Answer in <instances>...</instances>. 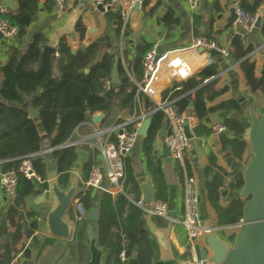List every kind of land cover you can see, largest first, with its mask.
I'll return each mask as SVG.
<instances>
[{
	"label": "trees",
	"instance_id": "trees-1",
	"mask_svg": "<svg viewBox=\"0 0 264 264\" xmlns=\"http://www.w3.org/2000/svg\"><path fill=\"white\" fill-rule=\"evenodd\" d=\"M40 3L41 0H18L17 10L9 13L8 18L18 28L20 39L26 38V30L37 18ZM263 4L264 0H256L252 5H249L247 0H243L244 10L250 15H253ZM54 5L55 2L52 0V7ZM119 19L123 23L120 17ZM201 21V18H195L196 25H199ZM163 22L168 29L179 24L171 11L165 15ZM77 30L83 37L85 28L81 23L78 24ZM206 39L214 41L210 37ZM44 44L45 38L37 34L25 48L9 46L7 62L0 69L2 75L0 167L3 173L15 171L18 175L17 194L10 211L11 216L15 218L18 215V209L24 207L25 199L39 193L36 190L35 181L25 178L18 171L23 157L39 153L45 149L46 145L49 148H56L52 154L61 174V183H65L70 166L77 157V147H60L72 138L75 129L85 122L88 116L102 112L108 117L114 108L129 114L135 111L149 113L156 108L153 100L143 93H138L135 82L131 80L121 61L119 64L121 83L118 85L110 83L114 49L108 36L101 37L87 47H80L75 53L66 39L62 38L56 48L59 57L44 56ZM231 46L233 48L231 56L235 62L240 63L251 92L260 91L264 94V71L259 74L256 64L246 58L249 51L244 49L240 36L232 39ZM152 49L151 46L138 47L136 57L129 65V69H132L138 80L142 77L141 68L144 57ZM55 65L58 66L57 77L53 75ZM216 75H218L217 66L210 64L188 78L175 82L174 92L170 98L176 99L180 113L186 111L192 103V111L201 122L209 121L208 117L211 114H219L221 125L230 134V137H227L221 133V143L225 149L230 147L233 156L242 161L248 147V142L244 139L246 129L239 120L229 117L234 112L243 115L241 106L237 101L230 100L208 108L203 95L201 85L205 80ZM24 97L33 98L31 107L39 111V117L36 119H39L42 131L39 130L36 119L30 117L29 107L25 105ZM151 119V127L147 137L143 138L142 148L155 186V199L165 203L167 186L156 155L155 144L161 130L167 126V120L161 111L153 112ZM212 133V129H208L203 124L196 128L198 136ZM33 163L37 174L43 178L46 174L45 159L38 157ZM89 170L90 164L84 169V178H87ZM210 176H212L211 179ZM228 176L219 169L215 157L211 155L210 166L205 170L206 190L209 203L215 210L218 225L221 227L233 226L243 217L244 202L241 199L231 201L226 208L220 205ZM232 183L235 188H242L241 172L234 175ZM134 184L135 180L127 167L126 159L124 190L127 192L128 188ZM77 197L88 211L91 206V191L80 193ZM128 202L127 196L122 193L116 198L106 192L102 194L97 220L93 224L98 246L104 247L109 240L112 228L117 229L115 241L104 258L103 264H125L120 258L121 252L126 250L133 252L135 247L138 248L135 253L140 264L153 262L154 249L146 230V222L143 217L135 214L126 215ZM86 224L87 220L82 227L78 228L74 242H80ZM21 238L22 229L18 226L13 237L14 242H18ZM78 249L81 250L82 246L78 245ZM9 251L7 246L0 245V264H11L13 256Z\"/></svg>",
	"mask_w": 264,
	"mask_h": 264
},
{
	"label": "crops",
	"instance_id": "crops-1",
	"mask_svg": "<svg viewBox=\"0 0 264 264\" xmlns=\"http://www.w3.org/2000/svg\"><path fill=\"white\" fill-rule=\"evenodd\" d=\"M255 1L247 0L249 5H252ZM17 2L18 0H6L11 13L17 10ZM140 3V7L135 9L129 21L122 23L117 15L99 11L89 0H66L62 9H58L56 5L52 7V0H41L37 18L26 30V38L20 39L18 37L13 44H6L0 39V69L7 62L9 46L16 45L25 48L37 34H41L45 38L44 47L57 48L60 40L65 38L74 52L80 47L91 45L106 35L113 46V53L119 55L120 61L127 69L128 74L132 73L133 80L138 82L142 77L138 80L132 69H129V65L133 63L136 57L138 47L151 46L154 49L160 46L166 53L186 49L199 37H210L220 47L229 50V59H223L221 55L212 56L211 54L201 57L200 55L192 54L190 51H185L169 59L168 69L173 70L176 76L185 78L188 75L186 67L193 71L201 61L206 62L202 69L210 64L216 65L218 75H216L215 79L201 85L207 107H216L230 100L237 101L244 114L239 115L234 112L229 117L239 120L245 129H248L251 123L250 111L257 115L262 114L264 111V94L260 91L252 93L247 86L240 63L235 62L231 56L233 51L231 42L235 36H240L244 49L249 51L246 58L256 64L259 74L264 71V4L257 9L260 12V26H257L251 32H243L236 22L233 23L230 20L233 11V0H201L196 13L190 12L186 0H140ZM169 11L173 12L175 18L179 21V24L172 29L166 28L163 22L165 15ZM196 17L202 19L199 25L195 24ZM79 23L85 28L83 37L77 30ZM118 31L120 32L119 35L117 34ZM196 61L199 62L197 63ZM53 75L55 77L59 75L57 65L54 66ZM1 80L2 75L0 74V82ZM175 82L178 81L164 80L159 84L163 99L171 97L172 92H174ZM32 101L33 98L24 97L25 105L31 107ZM153 101L156 104L157 101ZM192 110L193 108L189 106L183 112L194 116L196 123L195 128L192 130L193 138L190 140L189 147L185 152L186 172L197 180L202 220L208 222V227L214 228V233L216 232L222 239H226L236 230L231 228V226L221 227L218 225L216 212L211 207L207 197L205 170L210 166V156L212 155L215 157L216 165L219 169L229 175L226 177V190L220 199V205L224 208L228 207L231 201L240 199L238 196L240 189L235 188L232 179L235 174L242 173V169L249 162L251 158L250 146L248 143L244 159L240 161L233 156L230 147L228 149L223 147L220 140L221 135H215L214 133L203 136L196 135V128L200 124L212 129L213 125H221V121L219 114H211L208 117L209 121L204 120L201 122ZM130 115L132 114L121 112L118 108H114L108 117L105 116L100 125L108 127L123 121ZM90 118L91 115L88 116L87 120ZM36 124L39 130L42 131L39 119H36ZM90 133V127L82 125L74 132L71 140L80 141ZM222 134L230 137L228 132ZM161 140V138L156 140L155 147L167 186L165 203L168 206L169 215L171 214L173 218L170 241L178 262L184 264L188 259V252L186 249L185 229L180 221L184 212L183 190L185 173L181 166L176 164L171 157L162 158ZM142 144L143 138H140L127 158V167L135 180V184L127 190L129 201L137 202L142 200L143 187L147 185L146 183L151 187L155 198V186L147 168ZM45 148L49 147L46 145ZM80 149L87 151L89 155L85 167L88 164L91 166L88 149L81 146L77 147V154ZM2 173L1 170L0 176ZM211 178L212 176H210ZM38 183L40 182H35V187L39 193L25 199L24 207L18 209L16 218L10 214L14 201L12 202L7 197L0 184V245H5L10 250L9 252L13 256L11 264H33L42 252L44 243L51 240L44 229L45 213L50 208V203H45L40 199L43 192L38 190ZM232 184L234 188H231ZM103 193L101 190L91 191L90 209H96L97 214ZM118 194L113 195V198H116ZM72 209L71 214L74 217L73 202ZM126 215H129L128 209L126 210ZM153 221L159 227H166L169 222V220L155 217H153ZM89 224L87 221L80 242H78L79 244L74 241L80 225L75 227V232H72V240L68 243L64 254L56 261V264L88 263L90 253L87 227ZM18 226L22 229V238L18 242H14L13 237ZM217 229L220 231H217ZM116 234L117 229L112 228L108 242L104 247H101L105 252L104 258L112 247ZM199 243L202 244L203 240ZM78 245L82 246L81 250L78 249ZM132 253L136 255L135 250ZM155 253L157 251L154 250L152 264H160L159 261L154 259Z\"/></svg>",
	"mask_w": 264,
	"mask_h": 264
},
{
	"label": "built area",
	"instance_id": "built-area-1",
	"mask_svg": "<svg viewBox=\"0 0 264 264\" xmlns=\"http://www.w3.org/2000/svg\"><path fill=\"white\" fill-rule=\"evenodd\" d=\"M58 9H62L66 0H53ZM96 8H101L103 13H111L118 15L124 23H127L135 11L136 5L140 0H89ZM188 8L191 13H196L199 9L201 0H186ZM233 11L236 15V23L240 26L243 32H251L257 27L258 21H260V12L256 11L253 15L248 14L243 7V0H233ZM10 9L6 3V0H0V35L1 41L6 44H13L19 37L18 28L12 24L8 15ZM217 51L223 59L230 58V52L226 48L220 47L214 41H208L205 37L197 38L194 43L182 50H176L173 52H166L160 55L158 60L155 61L156 49L149 51L142 63V78L140 81L135 82L133 80L132 73L129 76L132 81L135 82L138 93H143L151 100H156V108L153 112L161 111L164 113L167 120V126L165 129V137L161 141H164L170 149L171 159L178 165L185 173L184 190H183V217L180 221L185 229L186 235V249L188 252V259L184 264H202L198 262L194 252V246L200 244L201 240L207 234L214 232V228L203 226V220L200 215V194L197 187V180L194 176L187 174L185 168V152L189 147L190 140L185 132V125H187L189 132L192 134V130L195 128L196 123L194 116L180 113L176 99L166 98L163 99L159 90V84L164 80L181 81L202 69L206 62L201 61L193 71L189 70L188 75L185 78L176 76V73L168 69L169 59L185 51H190L194 55H200L204 57L207 54H211L210 51ZM56 57H59L56 51ZM216 76L205 80L206 84L209 81L215 79ZM153 112L144 113L135 111L132 115L124 119L123 121L114 125L103 127L100 124H94L92 122V116L98 114H92L91 118L81 123L77 129L82 125H87L91 129V133L84 137L80 141H72L71 139L66 142L60 148L68 147H85L88 149L91 158V166L87 178L82 181V192L85 193L92 190H101L115 195L116 193H122L127 196V192L124 190L125 182V160L132 153L136 143L141 138L138 135L143 121L147 117H151ZM212 131L215 135H220L226 132L225 127L221 125H213ZM74 131V132H75ZM74 135V133H73ZM159 139V138H158ZM56 148H45L39 153L25 156L21 159L19 166V173L25 178L41 182L42 178L37 174L34 168V160L38 157L45 159L49 154H52ZM0 184L7 195V197L13 202L17 194L18 175L15 171L2 173L0 176ZM74 203V221L75 226L72 232H75V227L82 225L87 220L88 211L84 208L80 198H76ZM136 204L144 209L146 214L152 217L162 218L170 220L169 210L166 203L162 201H154L151 205L144 206L142 200L137 201ZM173 220V218H172ZM243 224L241 219L237 224L231 226L236 232L240 230ZM125 251L120 254L121 260L125 263Z\"/></svg>",
	"mask_w": 264,
	"mask_h": 264
},
{
	"label": "water",
	"instance_id": "water-1",
	"mask_svg": "<svg viewBox=\"0 0 264 264\" xmlns=\"http://www.w3.org/2000/svg\"><path fill=\"white\" fill-rule=\"evenodd\" d=\"M140 2L136 8L140 7ZM99 11L103 10L99 7ZM231 22L236 21V15L232 11ZM257 26H260L258 21ZM1 39V35H0ZM155 61L160 55L165 53L160 46L156 48ZM75 53V52H74ZM212 56L219 55L217 51H210ZM44 56L55 55L56 48L45 46ZM120 57L116 53L113 57V63L110 74V83L118 85L121 83L119 73ZM88 72V70H87ZM29 107L28 105H26ZM193 108V104H190ZM29 114L32 119L39 117V111L29 107ZM105 114L100 112L92 117L94 124H101ZM250 126L246 129L244 138L249 143L251 158L247 165L242 169L243 186L238 191L239 198L244 202L243 206V224L239 231L232 233L226 239H222L216 232L207 234L202 244L194 246L195 256L198 262L202 264H264V111L257 115L250 111ZM152 119L147 117L140 129L138 135L145 138L151 127ZM185 132L189 139L193 135L185 125ZM165 129L159 134V138L164 139ZM162 158L171 157L170 149L162 141ZM88 152L78 150L75 161L70 166L68 178L65 183H61V174L58 171L53 154L45 157L46 174L42 181L38 183L39 191L43 192L40 199L45 203H50V208L45 213L44 229L51 238L44 243L42 252L33 264H56V261L62 257L68 243L72 240V229L75 226L74 217L71 214L72 202L82 192L81 181L84 179V168L88 162ZM1 172V170H0ZM143 187L142 204L151 205L154 201V194L149 186ZM234 188V185H231ZM128 214H135L143 217L146 222V228L149 233L152 247L157 253L154 259L160 264H182L178 262L170 241V234L173 227L172 215L166 227H159L153 217L144 212V209L136 204V201L128 202ZM97 220V210L92 208L87 215V221L90 223L87 227L89 239L90 259L87 264H103L105 252L98 246L93 225ZM203 226H208L207 221H203ZM217 231H220L217 229ZM136 247L134 250L136 251ZM125 264H140L138 257L133 255L132 251H125Z\"/></svg>",
	"mask_w": 264,
	"mask_h": 264
},
{
	"label": "rangeland",
	"instance_id": "rangeland-1",
	"mask_svg": "<svg viewBox=\"0 0 264 264\" xmlns=\"http://www.w3.org/2000/svg\"><path fill=\"white\" fill-rule=\"evenodd\" d=\"M72 210H73V209H72ZM72 210H71V211H72ZM80 226H82V225H80Z\"/></svg>",
	"mask_w": 264,
	"mask_h": 264
}]
</instances>
